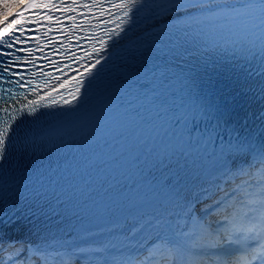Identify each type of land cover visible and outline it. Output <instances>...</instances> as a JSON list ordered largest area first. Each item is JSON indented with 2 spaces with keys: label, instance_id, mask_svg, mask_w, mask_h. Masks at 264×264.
I'll return each mask as SVG.
<instances>
[{
  "label": "snow or ice",
  "instance_id": "1",
  "mask_svg": "<svg viewBox=\"0 0 264 264\" xmlns=\"http://www.w3.org/2000/svg\"><path fill=\"white\" fill-rule=\"evenodd\" d=\"M106 11L104 34L87 37L94 41L91 50L78 55L83 33L95 31ZM139 24L150 34L145 51L168 44L180 55L183 42L200 40L245 59L259 56L264 69V0L242 6L230 0H119L106 6L101 0H30L0 28V177L8 175L3 165L10 150L35 154L52 148L57 125L48 117L79 111L113 50ZM62 50L64 57L56 59ZM69 72L75 75L65 78ZM235 149L243 152L247 166L241 171L258 178V191L241 187L240 199L217 200L211 209L205 205L209 212L223 205L224 219L216 226L190 214L180 241H167L168 257L161 264H264V144L254 148L238 140ZM202 195L213 199L209 191ZM74 235L77 242L67 244L56 235L31 239L0 230V264H91V255H109L104 264H155V248L143 257L133 255L124 240L121 251L109 253L114 245L91 244L94 238L83 225Z\"/></svg>",
  "mask_w": 264,
  "mask_h": 264
},
{
  "label": "bare ground",
  "instance_id": "2",
  "mask_svg": "<svg viewBox=\"0 0 264 264\" xmlns=\"http://www.w3.org/2000/svg\"><path fill=\"white\" fill-rule=\"evenodd\" d=\"M7 1L0 0V5ZM29 2L30 0H16L14 4L0 10V19H5L8 14L22 8L23 4L26 5ZM142 30H134L125 41L138 35ZM72 75L69 74L65 78ZM246 167L244 159L224 165L172 197H167L146 207L112 218L63 226H34L35 231H33L32 227L28 231L21 233H11L8 229L2 228L0 230H3L8 236H24L31 239H42L46 235H56L62 237L65 243L73 244L77 242V238L74 235L75 232H78L80 226L83 225L94 238L90 242L91 244L103 245L111 243L114 247L109 250V253H115L122 250L119 247H121L122 241L127 240L130 244L129 250L133 255L143 257L146 250L155 248L156 250L153 252L155 264H161V261L168 257L167 241L171 240V235L175 236V240H180L181 230L184 229L186 223H189V215L196 216L200 214L197 210L200 205H206V203L210 202L214 203L218 200L217 198V200L214 199L216 196L236 183L237 185L247 183L244 186L247 189L254 187L253 185L258 182V178L246 176L241 171V169H246ZM237 185L231 187L229 191L237 188ZM255 190L258 191V186ZM205 191H209V195L213 197L211 201L203 197L202 194ZM242 193L243 191H237L234 196ZM222 211L223 208L208 212L205 218L203 213L200 215H202L204 220L208 221L209 219V221L217 222L224 219L220 215ZM157 222H159V226H157ZM18 229L23 230V226H19ZM161 240L164 241L163 245ZM108 259L109 255H91L89 257L91 264H104Z\"/></svg>",
  "mask_w": 264,
  "mask_h": 264
},
{
  "label": "rangeland",
  "instance_id": "3",
  "mask_svg": "<svg viewBox=\"0 0 264 264\" xmlns=\"http://www.w3.org/2000/svg\"><path fill=\"white\" fill-rule=\"evenodd\" d=\"M10 0H8L7 2H9ZM5 3V2H4ZM237 185V183L236 184H234L233 186H231V187H234V186H236ZM231 187H229V188H227L225 191H223L222 193H220L218 196H216L214 199H220V198H222V197H224V195H225V192H227V191H229L230 189H231ZM216 199V200H217ZM206 205H208V208L210 207V205H213V203L212 202H210V203H206ZM199 209H197L198 211H199V213L200 214H202L203 213V211L205 210V205H200V207H198ZM206 211V210H205ZM204 213H206V212H204ZM204 216V215H203ZM211 224H215V225H217L216 224V222H212V221H209ZM120 249H122L121 247H119Z\"/></svg>",
  "mask_w": 264,
  "mask_h": 264
}]
</instances>
